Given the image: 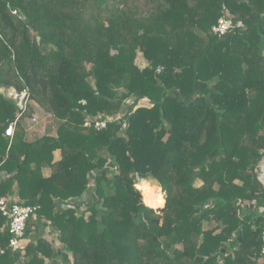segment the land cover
<instances>
[{
  "label": "trees",
  "instance_id": "trees-1",
  "mask_svg": "<svg viewBox=\"0 0 264 264\" xmlns=\"http://www.w3.org/2000/svg\"><path fill=\"white\" fill-rule=\"evenodd\" d=\"M10 88L50 123L0 90V198L39 207L0 264H264V0H0Z\"/></svg>",
  "mask_w": 264,
  "mask_h": 264
},
{
  "label": "built area",
  "instance_id": "built-area-1",
  "mask_svg": "<svg viewBox=\"0 0 264 264\" xmlns=\"http://www.w3.org/2000/svg\"><path fill=\"white\" fill-rule=\"evenodd\" d=\"M243 24L240 21L234 20L227 13H224L216 22L215 25L212 26L211 31L213 34L217 36H222L235 28L242 27ZM160 71V68L157 70ZM8 97H12L17 101V105L22 113L26 111V107L28 104V95L26 91L18 94L14 91V89L10 88V90L2 91ZM84 104V102H81ZM141 103V102H140ZM21 114L17 115V118L14 122H12L5 131V136L10 139L13 136L14 128L17 120ZM122 114H119L114 117H103L102 115H98L94 118H87L83 126L86 128H93L96 131H102L107 128V125L113 121H119L122 118ZM127 123L122 121L121 130H126ZM82 202L86 201V196L83 195L81 198ZM39 209V207L33 206H21L17 204L14 200L10 201L9 197H1L0 198V212L7 220V229L10 235L7 249L13 253H19L21 255L24 254L26 244L28 239L26 238V225L30 218L35 216V212ZM262 242L263 249L262 253H264V231L262 233ZM3 252L2 250L0 251Z\"/></svg>",
  "mask_w": 264,
  "mask_h": 264
},
{
  "label": "rangeland",
  "instance_id": "rangeland-1",
  "mask_svg": "<svg viewBox=\"0 0 264 264\" xmlns=\"http://www.w3.org/2000/svg\"><path fill=\"white\" fill-rule=\"evenodd\" d=\"M135 63L139 68H143L145 66V61L143 60V58L141 57L140 54H138ZM0 90L4 91L3 89H0ZM143 103L144 102H141L140 104H143ZM130 104H131V99L126 100L125 107L129 106ZM27 105L31 108V116L26 120V124H27L26 125V133H27L28 140L31 141V140H34V139L43 135L46 126L50 123V120H49V117H47V115L44 112H42L33 102L29 101ZM144 105H146V104H144ZM52 135H54V133H52ZM258 177L262 181H264V164H261L258 168ZM143 182H146L148 184V189H154L155 188V187H151L150 184L146 180H140L136 185H139ZM136 185H135V188H136ZM195 185L200 186L201 183L199 181H196ZM159 189L160 188H156V190H159ZM160 193L161 194H159V196L162 195V198L164 199L165 193H163L162 191H160ZM141 196H142V194H141ZM142 201H143V199H142Z\"/></svg>",
  "mask_w": 264,
  "mask_h": 264
},
{
  "label": "crops",
  "instance_id": "crops-1",
  "mask_svg": "<svg viewBox=\"0 0 264 264\" xmlns=\"http://www.w3.org/2000/svg\"><path fill=\"white\" fill-rule=\"evenodd\" d=\"M47 117H49L48 115H47ZM59 157H60V153H59V151H55L54 152V158H55V160H58L59 159ZM48 173H49V170H44V175H48ZM3 176L0 174V178H2ZM146 183V182H145ZM147 184V183H146ZM147 187H148V184H147ZM159 191H161L160 189H159ZM13 199H15V198H13ZM58 244H56V247H58L57 246Z\"/></svg>",
  "mask_w": 264,
  "mask_h": 264
},
{
  "label": "bare ground",
  "instance_id": "bare-ground-1",
  "mask_svg": "<svg viewBox=\"0 0 264 264\" xmlns=\"http://www.w3.org/2000/svg\"><path fill=\"white\" fill-rule=\"evenodd\" d=\"M142 184V183H141ZM140 185V184H139ZM137 188V187H136Z\"/></svg>",
  "mask_w": 264,
  "mask_h": 264
}]
</instances>
